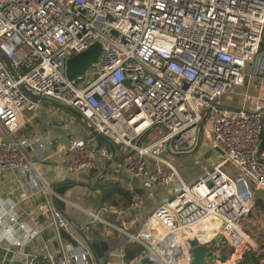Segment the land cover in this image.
Masks as SVG:
<instances>
[{
	"label": "built area",
	"instance_id": "1",
	"mask_svg": "<svg viewBox=\"0 0 264 264\" xmlns=\"http://www.w3.org/2000/svg\"><path fill=\"white\" fill-rule=\"evenodd\" d=\"M98 41L101 54L90 78L88 69L69 80L67 60ZM263 42L264 0H0V51L14 71L0 54V182L8 171L21 176L34 171L28 148L76 172L115 158L92 134L68 142L60 159L38 133L18 137L22 116L46 111L48 99L73 107L88 128L131 150L120 167L144 187L162 188L161 203L136 235L84 209L83 243L64 242L58 254L44 243L27 264H142L144 256L143 264H178L182 253L192 264L201 245L207 246L206 264H218L221 240L232 247L233 262L251 253L264 264V253L259 256L258 243L241 224L253 197L250 182L264 190V115L218 101L244 83L250 65L264 73ZM209 121L210 150L204 152L218 153V161L186 182L171 156L196 152ZM159 128V138L142 144ZM28 184L23 198L42 194L45 200L30 202L25 219L21 200L0 196V245L22 250L42 239V216L54 222L61 238L68 225L55 202L57 191L35 177ZM142 203L143 195L134 192L122 211L141 210ZM209 220L217 223L209 226ZM107 227L145 246V255L132 261L124 254L99 258L88 241Z\"/></svg>",
	"mask_w": 264,
	"mask_h": 264
},
{
	"label": "crops",
	"instance_id": "2",
	"mask_svg": "<svg viewBox=\"0 0 264 264\" xmlns=\"http://www.w3.org/2000/svg\"><path fill=\"white\" fill-rule=\"evenodd\" d=\"M218 101L223 107H245L251 110L258 109L262 111L264 115V73H255L252 65H250L247 69L244 83L236 86L233 91L220 97ZM43 102L46 111L22 116L19 128L17 129V136L22 137L32 132L38 133L41 140L43 139L50 142L47 144L46 149L50 148V150L55 153V156L60 159L63 152L62 148L68 142L76 138L90 136L92 133L86 126L82 117L80 118L71 111L57 107L54 105L53 101L48 99H43ZM208 135H210V133ZM141 142H143V140ZM100 143H102V141ZM206 148L207 147L203 150L202 147L199 146V149L194 154L198 155L205 151ZM114 149L116 156L113 160L101 158L97 161L93 169L76 172L64 167H57L54 160L47 161L44 159L45 153L38 154L33 148H28V156L32 160L35 172L32 171L27 175L21 176L17 171H8L0 182V196L4 197L10 194L14 198L21 200L19 212L23 218L27 219V211L24 210L25 207L29 205L30 202H42L45 200L42 194H36L33 197H22L23 192L25 190L28 191L29 178L35 177L37 181H44L51 187L61 184L63 181L75 182L78 185H73V187L68 189L64 194L66 205L62 210L69 219L68 225H66L67 227L64 230H66L74 242L81 244L84 241L80 228L83 222L88 218V213H86L84 209L96 213L101 212L103 213L102 216L107 220L124 228L129 233L136 235L142 228V221L157 209L158 205L161 203L162 188L144 187L142 179L138 180L132 178L125 169L120 167L121 161L132 154V151L129 149H120L118 146H115ZM261 153L264 156V149L262 148ZM250 185L253 191L252 198L254 199L255 197L256 204H258L257 200L263 198L264 190L261 188L258 189L253 182H250ZM137 191H140V194L143 195L142 209L123 212L122 210L128 209L127 207L132 201L133 194ZM103 207L109 208L110 211L111 209H118L121 213L117 214L110 211H103ZM257 212L258 217L264 216L261 210ZM250 213L246 217L248 222L249 219L255 221L259 220V218H252L253 216H251ZM51 221L52 220H50L48 216L41 217V223L45 225L42 239H35L33 242L26 245L25 248L22 249L23 251L19 250L18 247L14 245L1 244L0 264H27L31 259L29 254L38 252L39 248L44 243L49 250L56 254L60 252L62 243H73L72 240L62 235V238L59 237L60 231L54 222ZM262 221L264 222L263 219ZM244 226L243 224V230L254 242L258 238H264V232H259L255 237L254 232L251 233ZM126 234L127 233H124V231L121 232L117 229L107 227L103 235H96L93 237L92 241L106 240L108 243V248L104 250L103 257L100 258L119 259L123 254L125 256L126 246L128 244L135 242L139 243ZM216 245V250L220 255L218 264H222L223 261H225L224 264H241V260L244 261V259H247L245 255L249 257V260H247L248 263L246 264L257 263L251 260V257H253L251 253H245L241 259L234 260L233 262L228 259L229 256L225 257L224 251L226 249L232 252V247L227 245L225 240H221Z\"/></svg>",
	"mask_w": 264,
	"mask_h": 264
},
{
	"label": "water",
	"instance_id": "3",
	"mask_svg": "<svg viewBox=\"0 0 264 264\" xmlns=\"http://www.w3.org/2000/svg\"><path fill=\"white\" fill-rule=\"evenodd\" d=\"M101 43L95 42L94 44H92L89 48H87L84 51L79 52V54L69 58L67 60V66H66V72H67V77L69 80H74L76 77H78L79 75H83L86 73V71L91 68L92 66H94L99 59V56L101 54ZM0 54L2 56V58L4 59L7 67L9 68V70L11 71V73L14 74V71L11 67L10 61L7 58V56L2 53L0 51ZM20 70L24 71V68L21 67ZM30 95L36 97V98H40L38 96H35L33 93L27 92ZM54 105H56L59 108H63L67 111H71L72 113H74L75 115H77L78 117H82L83 115L81 112L75 110L73 107L68 106L64 103H58L56 101H53ZM89 130L91 131L92 135L99 140L100 142L102 141L103 143H106L109 148L115 153V149H114V144L113 142L108 139L104 134L98 132L97 130H94V128H89ZM211 154V152H208L206 154V157L209 156ZM73 185H78L75 182H70V181H63V183L61 184H57L54 185L53 189L57 191V193L59 194V198L55 199L56 205L60 208V209H64L65 208V198H64V194L66 193V191L68 189H70L71 187H73ZM138 193H141L140 191H137ZM61 235L63 237L68 238L69 240H72L71 236L66 232V230H62ZM128 237L129 235L126 234ZM216 240H218V238H216ZM216 240L212 241V243L214 244L216 242ZM73 241V240H72ZM90 246L93 248L95 254L100 258L103 257V252L104 250H106L108 248V243L106 242V240H91L88 241ZM74 244H76V242L73 241ZM194 253V257H193V261L192 264H206L205 261V257L207 255V246L201 245L199 247H196L193 251ZM148 262V257L144 256L143 259L141 260V263H147ZM245 263H248L247 259H244ZM257 264V263H255Z\"/></svg>",
	"mask_w": 264,
	"mask_h": 264
},
{
	"label": "rangeland",
	"instance_id": "4",
	"mask_svg": "<svg viewBox=\"0 0 264 264\" xmlns=\"http://www.w3.org/2000/svg\"><path fill=\"white\" fill-rule=\"evenodd\" d=\"M261 48L264 49V44L261 46ZM95 69H96V65H94V67L89 68V70H88L89 73L87 74V78H90L89 74L91 73L92 70H95ZM204 127H205V130H204V134L202 135L200 146L202 147L203 150L205 147H207L205 151H208V150H210V148H209V141L207 140V137H208V133L212 131L210 121L207 122L204 125ZM160 128L156 129V131L148 132L146 134V137L143 139L142 144H146L150 141H153V140H156L157 138H159V136H161L160 132H159ZM161 130H162V133L164 134L163 128H161ZM88 135H90V134H88ZM194 153L195 152H193V153H181L179 155L171 156V159L174 162V164L176 165V167L179 171V174H181L184 177L186 182H190L191 180H193L194 178L199 176L202 172H204V170L207 167H211L212 165L216 164L218 161V159L214 157L215 155L218 156V153H216V154L212 153L211 156H207V157L205 156L206 152H204V151L199 153L198 155L194 154ZM253 200H254V204H255V201H256L255 197ZM257 203L259 205L257 204L258 206L256 207V204H255L254 208L252 209V212H254V215L252 218H254V219L259 218V220L255 221V220L249 219V222H248L246 217L243 216V219L241 222L242 225L243 224L245 225L244 227L248 231H250L251 233L254 232L255 237L259 234V232H261V231L264 232L263 231L264 230V222L262 221V219L264 220V216H259V217L257 216L258 215L257 209L261 210L264 213V207H263L264 196L262 199L257 200ZM260 237H262V236H260ZM255 242L256 243L258 242L259 247H261L262 242L264 243V238L263 237L258 238L257 240H255ZM224 251H226V250H224Z\"/></svg>",
	"mask_w": 264,
	"mask_h": 264
},
{
	"label": "trees",
	"instance_id": "5",
	"mask_svg": "<svg viewBox=\"0 0 264 264\" xmlns=\"http://www.w3.org/2000/svg\"><path fill=\"white\" fill-rule=\"evenodd\" d=\"M263 123H264V116H263ZM261 148L264 149V132H263V135H262ZM255 204H256V201H255ZM257 206L258 205L256 204V207ZM257 211H259V209H257ZM250 215L253 216L254 212L251 211ZM230 252H231L230 250L229 251L226 250L225 251V257L230 256V254H231ZM145 253H146L145 246H142L141 244L136 243V242L135 243H130V244H128L126 246L125 259L127 261L137 260V259L143 257V255H145ZM263 253H264V243L262 242L261 247L259 249V256L261 257V255ZM245 256L247 257V260H249L248 255H245ZM251 260L258 262L257 261L258 257L253 256V257H251ZM241 264H246V263L241 260Z\"/></svg>",
	"mask_w": 264,
	"mask_h": 264
},
{
	"label": "bare ground",
	"instance_id": "6",
	"mask_svg": "<svg viewBox=\"0 0 264 264\" xmlns=\"http://www.w3.org/2000/svg\"><path fill=\"white\" fill-rule=\"evenodd\" d=\"M8 48H9L10 52H11L12 54H14V50H13L11 47H8ZM247 205H248V206H247V209H246L245 214H244L245 217H247V216L249 215V213L252 211V209H253L254 206H255L253 198L251 199V201L248 202ZM212 222H213V223H217L216 221H211V220H209V221L207 222V225L212 226ZM154 228H155V227L153 226V229H154ZM184 251L186 252L187 250L185 249ZM180 259H181V262H179L178 264H188V255H187V254L182 253L181 256H180Z\"/></svg>",
	"mask_w": 264,
	"mask_h": 264
}]
</instances>
